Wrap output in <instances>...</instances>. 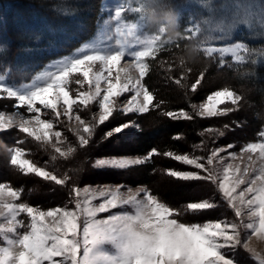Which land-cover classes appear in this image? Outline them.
Returning <instances> with one entry per match:
<instances>
[{
  "label": "snow or ice",
  "instance_id": "obj_1",
  "mask_svg": "<svg viewBox=\"0 0 264 264\" xmlns=\"http://www.w3.org/2000/svg\"><path fill=\"white\" fill-rule=\"evenodd\" d=\"M259 2L258 11L255 4H249L243 16L220 18L214 26L211 19L190 17L186 34L177 40L168 35L167 20L152 19V13L158 9L176 11L175 0H143L135 6L121 0L112 8L102 7L101 12L110 14L102 21L98 17L102 28L96 39L83 43L71 55L55 59L44 71L32 76L30 82H14L10 72L0 74V106L11 103L15 109L10 114L0 110V136L12 131L25 134V138H33L50 152V160L55 162L58 157L75 156L78 150L94 142L99 146L132 129L139 130L135 119L110 128L108 124L121 115L145 114L164 105L163 100L155 99L146 77L150 74L149 61H156L161 53L172 51L170 42L179 49L180 40L195 41L197 51L221 68L230 61L236 65H258L257 71L264 76V0ZM254 20L260 26L257 38L262 43L253 45L247 39H235V30L240 25L252 28ZM153 24L157 27L155 32L150 31ZM125 58L126 67H118ZM158 65L170 73L174 60L160 59ZM180 67L178 77L168 75L166 78L185 89L187 98L189 90L195 93L202 84L207 68L189 85L187 81L193 68L187 66L183 58ZM102 83L106 87L102 88ZM85 84L88 91L82 90ZM126 93L128 96L118 104V98ZM242 100L241 94L224 86L207 95L199 105L189 99L191 111L180 108L161 114L172 120L220 118L240 111ZM92 107L97 109L98 118ZM42 109L47 110L46 118L41 117ZM83 111L88 113V122L81 115ZM61 117L78 123L77 128L68 129L77 137L75 146L70 141L65 144L67 136L62 140L60 130L53 131ZM101 126L105 130L97 139ZM240 127L243 124L234 121L231 126L205 128L199 133L200 142L192 146L191 155L159 152L153 147L143 155L88 158L89 166L98 171L134 169L150 163L158 155L194 168H168L165 174L182 182L204 181L214 185L219 198L235 217L203 222H186L185 218L189 214L215 210L218 204L210 198L185 202L184 207H179L146 186L135 191L123 184L81 186L72 181L68 171L60 175L47 170L48 162L38 166L25 158L23 147H7L11 166L24 175L33 174L67 189V199L62 206L47 209L32 206L21 199L23 187L0 182V241L3 242L0 264H243L238 251L246 253L256 264H264V251H258L250 243L253 237L264 240V127L257 132L255 141L240 147L239 154L232 151L236 147L234 143L208 148L203 139L207 136L215 143ZM21 143L16 140V145ZM196 149L207 154L195 155ZM240 154H247V162L242 161L243 168L239 164L234 167L229 161ZM125 189L126 196L122 194ZM98 199L101 202L94 203ZM103 213L107 215L101 216Z\"/></svg>",
  "mask_w": 264,
  "mask_h": 264
},
{
  "label": "trees",
  "instance_id": "obj_2",
  "mask_svg": "<svg viewBox=\"0 0 264 264\" xmlns=\"http://www.w3.org/2000/svg\"><path fill=\"white\" fill-rule=\"evenodd\" d=\"M117 1L121 2V0ZM192 1L194 0H175L176 11L162 12L158 9L153 12L158 18L152 19L167 20L170 24L168 35L172 40H177L186 34L185 28L191 22L190 17L200 18L198 13H194L188 6ZM126 2L135 6L143 0H126ZM102 4L103 0H0V25L5 39L0 45V74L10 72L14 82L17 80L30 82L32 76L42 71L49 63L74 52L101 27L102 23H98V17L102 21L107 16L106 12L100 11ZM156 30V24H153L150 31ZM235 39H247L253 45L262 43L258 38L252 39L248 35L235 36ZM179 43L180 48L177 49L170 42L169 47L172 51L161 53L156 61H149L150 74L146 80L153 90L155 99L164 101L166 107L164 111H176L180 108L191 111L189 99L194 104L202 101L210 93L203 85L195 93L189 90L186 98L185 89L167 80L168 75L173 77L180 75L182 71L180 59L183 58L186 65L193 68L187 81L189 85L194 82L200 71L207 68L205 77L208 81L205 85L219 84L233 89L238 88L248 104L246 103V108L237 113V117L248 120L249 125L244 131L246 135L256 133L259 127L264 125V76L257 71L259 66L236 65L230 61L228 65L221 68L218 63L211 62L197 51L195 41L180 40ZM160 59L174 60L173 71L166 73L161 70L158 65ZM208 77L211 79L209 80ZM164 105L160 109H150L145 114H128L122 122L135 119L140 129L133 131L130 135L118 136L95 146L92 148L95 150L93 155H143L153 147H156L159 152L189 153L190 147L202 139L199 133L217 123L208 118H196L192 121L172 120L159 113ZM175 136L182 138L177 140L173 138ZM9 146H12L11 143ZM201 153L206 154L205 151ZM168 168L184 170L172 158L158 155L154 156L150 163L127 172L94 171L87 183L145 185L171 205L179 207H184L185 202L198 201L202 198H210L218 204L215 210L203 214H189L185 218L186 222L222 219L226 214L224 210L231 211L219 198L214 185L204 186L202 182H182L166 175ZM14 169L6 167V174L0 178V181L11 183L15 187H23L25 196L21 197L22 200L43 208L52 205L62 206L65 203L67 195L65 199L62 198L66 193L62 188L57 190L59 192L57 196L51 194L46 197L34 192L36 195L30 200L33 194L32 188L36 191L34 186H39L41 183L40 185L45 187V184L32 176L20 174L15 178L10 172H16ZM82 175L79 177L81 181L85 174ZM194 187H199V192H192ZM246 261L250 263L248 259Z\"/></svg>",
  "mask_w": 264,
  "mask_h": 264
},
{
  "label": "rangeland",
  "instance_id": "obj_3",
  "mask_svg": "<svg viewBox=\"0 0 264 264\" xmlns=\"http://www.w3.org/2000/svg\"><path fill=\"white\" fill-rule=\"evenodd\" d=\"M117 3L118 2L116 0H103L102 7L103 8H112ZM249 4H255V9L257 11L261 7L259 0H194L188 6L190 7L191 10L194 11V13H198L197 15L200 16L199 19H204V18L211 19L213 21V26H214L215 23L219 22L220 18L232 19L233 16H237V17L243 16L244 11ZM106 14L108 16L110 13L106 12ZM107 16H106V18H107ZM101 28H102V25L99 28V30L95 33V35L92 36L89 40L96 39L98 34L101 31ZM260 31H261V29H260L259 24L254 20L252 28H246L243 25H240L238 27V29L235 30L234 37L235 36H241V35H248L253 39V38L258 37ZM0 34H2V35H0V45H1L5 41L1 25H0ZM89 40H87L85 42H88ZM73 53L74 52H72L68 55H71ZM126 60H127V58H125V60H122L121 64L118 67H121V68L126 67ZM54 61H52L51 63H54ZM45 68L42 71H44ZM113 75H115V70L113 72ZM133 75H135V73H133ZM206 79H207V77H205L204 81H202V84L200 86H198V88L202 87L204 85V87L207 88L208 91H210L209 94H211V92H213V91L218 90L221 87H224V85H219V84L218 85H214V84L213 85H205L206 81H208ZM208 79L210 80L211 78L208 77ZM101 87L104 88V87H106V85L104 83H102ZM228 87H230V86H228ZM82 90L88 91L87 84H85L83 86ZM234 90L238 94H241V92L238 90V88L237 89L234 88ZM241 95L243 96V94H241ZM127 96H128V94L126 93V94H124V96L118 98L117 103L119 104V100H123ZM206 98H207V96L202 101L194 103V104L199 105L200 103L204 102L206 100ZM246 103L247 102L244 101V96H243V100L241 102V110L246 108V106H245ZM37 106H39V105H37ZM221 107H223V106H221ZM164 108H166L165 105L163 106V109L159 112L160 114L162 111L165 110ZM0 110L5 111L6 114H10L15 109L12 108L11 103H8V104H5L3 106H0ZM20 111H25V110L20 109ZM92 112L96 113L97 118H98V111L95 107H92ZM238 112L239 111L234 112V113L229 114V115L224 116V117H220V118H208V119H212L213 122H217V123H215V126H212V127H219V126H223L224 124H229L231 126V125H233L234 121H239L243 124V127L235 128L234 131L228 132L225 137L217 139L215 143H213L212 140L209 139L207 136L203 137V139L206 140L207 144H210V146H208V148L226 146L230 143H234L236 145V147L234 149H232V151H236L239 154L240 147L243 144H245L247 142L255 141V139L257 138L256 137L257 132L261 129V127H264V125L259 127L257 132L254 133L253 135H249V134L246 135V133H244V131L247 129V126L249 125L248 120L243 119L242 117L241 118L237 117ZM46 115H47V110L42 109L41 117L46 118ZM81 115H82V117L85 118L86 122H88L87 111L81 112ZM126 116L121 115L120 117H118L114 120H111L108 124V127L110 128V127H113V126L119 124L120 122H122L125 119ZM60 124L63 125V128L60 127ZM60 124H54L53 131L60 130L62 132V137H61L62 140L64 139V136H67V141H65V144H67V142L70 141L72 143V145L75 146L78 142L77 137L74 135V133L68 131V129L77 128L78 123L75 121L69 122L66 117H61ZM104 130L105 129L103 128V126H101V128L98 130V133H97V139H98L99 135L101 133H103ZM133 131H136V129H132L131 131L124 134V136L130 135V133H132ZM17 139L22 141V143L20 145H16ZM10 143H11L12 147H14V146L23 147L25 149V153H26L25 158L31 159L38 166H45V162H48L47 163V170H49V171L58 172V174H60V175H62L65 171H68L69 175L72 176V181L74 183L81 185V186H84V185H92V186H116V185H120V184H113V183H97V184L87 183L88 182L87 180H89V178H92L91 176H92V174H94V171H98V170H93L89 166V162H88L89 157H94L93 151H95V150H93L92 148L97 146V144L95 142L90 147L78 150V152L75 154V156H70L67 159L58 157V159L55 162H52L50 160V152H46L44 149H42L40 147V145L38 144V142H36L33 138H31V137L25 138V134H20V133H17L15 131H12L7 136H0V178L5 176V174H6L5 168L6 167L9 166L12 169L14 168L13 166H11L8 163V158H9L10 154L7 152L6 149H7V147H9ZM195 144H198V143H195ZM189 150H190L189 154L191 155L193 153V148L190 147ZM194 154L204 156L207 153L203 154V153H201V150L196 149ZM222 155H226V154L222 153ZM229 161L233 163L234 167H235V165L239 164L241 166V168H243L244 163L247 162V154H240V155H238L237 159H235V160H231V158H229ZM242 161L244 163H242ZM178 163H179L181 168H184V170H195L194 168H192L190 166L183 165L181 162H178ZM14 170L16 172H14V173L12 171H10V172H11V174H13L15 176V178L20 176V174L24 175L20 172V170L18 168H15ZM99 171L100 172H115V173L120 172L119 170H99ZM127 171L128 170H125L124 172H127ZM18 173H19V175H18ZM81 174H83V175L85 174L84 179L82 181L79 178ZM117 174L120 175V173H117ZM27 176L35 177L38 181L45 184L44 185L45 187H42L43 185H40L41 183L39 184V186L37 185L38 187L34 186V188H36L35 189L36 191H34L32 188L31 192H33V194L30 196V200L36 194L37 195L41 194V195H44L46 197H49L51 194H55V196H57V194L59 193L58 191H59V188H61L60 186H56L51 182H45V181H43L42 178H38L33 174H29ZM0 182H3V181H0ZM199 182H202V184H204V186L205 185L206 186L211 185V184H208L204 181H198V183ZM5 183L8 184L7 182H5ZM194 183H196V182H194ZM121 184L126 185V186H131L134 191L137 188L145 187V185L133 186V185H127L125 183H121ZM62 189H64V188H62ZM199 189H200L199 187H194L192 189V192L197 193V192H199ZM64 190L66 191V193H65V196L62 197L63 199H65L66 195H67V189H64ZM34 192L36 194H34ZM122 194L125 196L128 195L126 189L122 192ZM23 196H25V190L22 194V197ZM23 201L27 202L26 200H23ZM17 202H20V201H17ZM99 202H101L100 199H98L97 201H94V203H99ZM32 206H34V205H32ZM54 206H58V205H52L49 207H54ZM47 208L48 207H45L44 209H47ZM112 211H116V209H113ZM224 213H226V214H224L223 218H227V219H234L235 218L234 213L232 211L227 212V210H224ZM100 215L104 216V215H107V213H103ZM2 243L3 242L0 241V244H2ZM250 243H251V246L257 248L258 251H264V240L253 237V239L251 240ZM237 255L243 261V264H256V262L254 260H252L243 251H238ZM246 259H248L250 263H247L248 261H246Z\"/></svg>",
  "mask_w": 264,
  "mask_h": 264
},
{
  "label": "clouds",
  "instance_id": "obj_4",
  "mask_svg": "<svg viewBox=\"0 0 264 264\" xmlns=\"http://www.w3.org/2000/svg\"><path fill=\"white\" fill-rule=\"evenodd\" d=\"M153 19H157L158 17L156 16V14L155 13H153V17H152ZM193 51H194V49H193Z\"/></svg>",
  "mask_w": 264,
  "mask_h": 264
}]
</instances>
